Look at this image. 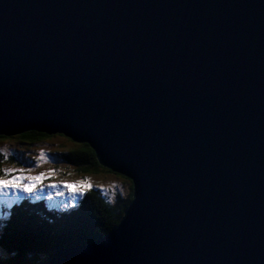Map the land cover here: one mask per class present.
<instances>
[{
  "label": "water",
  "instance_id": "95a60500",
  "mask_svg": "<svg viewBox=\"0 0 264 264\" xmlns=\"http://www.w3.org/2000/svg\"><path fill=\"white\" fill-rule=\"evenodd\" d=\"M31 130L133 183L56 264H264V0H0V134Z\"/></svg>",
  "mask_w": 264,
  "mask_h": 264
},
{
  "label": "trees",
  "instance_id": "16d2710c",
  "mask_svg": "<svg viewBox=\"0 0 264 264\" xmlns=\"http://www.w3.org/2000/svg\"><path fill=\"white\" fill-rule=\"evenodd\" d=\"M23 133L27 135H21ZM23 133L0 134V138L16 136L29 142H37L57 134L35 130ZM74 142L75 147L62 153L67 162L82 172L107 171L125 179L128 183L127 194L119 193L113 199L106 196L101 189L93 187L84 193L75 208L60 213L47 209L44 199L25 197L14 201L19 207L11 209V217L4 220V226L0 229V264H38V255L44 249L69 248L91 243L104 233H110L120 223L133 199L132 180L102 165L96 152L87 142ZM89 148L91 151L87 150ZM8 211L9 206H6L5 214L0 216H7Z\"/></svg>",
  "mask_w": 264,
  "mask_h": 264
},
{
  "label": "rangeland",
  "instance_id": "374dc122",
  "mask_svg": "<svg viewBox=\"0 0 264 264\" xmlns=\"http://www.w3.org/2000/svg\"><path fill=\"white\" fill-rule=\"evenodd\" d=\"M75 146L76 142H74L73 139L59 134H54L51 137L37 142H29L16 136L8 137L6 140L0 138V156L2 158L0 166L32 168L33 175L39 172H47L48 169H52V172L41 181L45 186L49 183L61 182V189L64 184H69L72 187H82L86 192L100 185L102 187L97 188L101 189V191L110 198H116L119 193L127 194L128 183L125 179L115 174H109L107 171H101L99 173L82 172L74 165L67 162L63 158L62 153ZM41 149L44 150L48 159L37 163L35 157L39 155ZM5 155H7V159L4 158ZM75 182H79V184L77 185ZM89 184L91 187H89ZM49 192H54V189L45 187L41 198L44 199L47 209H49V203H52L54 207L51 209H56V211L59 212L68 210L61 207V205L69 199L67 192H65L63 197L53 195L52 201L46 198ZM9 195L11 197V193ZM25 197L33 196L25 193L19 194V199ZM81 198L80 194L76 193V205ZM11 200L14 202L18 199L17 197H11ZM6 206H8V203L0 202V215L3 213L5 214L6 211L4 212V209ZM3 222L4 220L1 221L2 224Z\"/></svg>",
  "mask_w": 264,
  "mask_h": 264
},
{
  "label": "snow or ice",
  "instance_id": "6c2138e0",
  "mask_svg": "<svg viewBox=\"0 0 264 264\" xmlns=\"http://www.w3.org/2000/svg\"><path fill=\"white\" fill-rule=\"evenodd\" d=\"M59 134V133H57ZM21 135H27V133H23ZM43 135V133H40ZM6 140L7 137H4ZM91 151V149H87ZM7 159V155L4 157ZM48 157L43 149L40 150L39 155L35 157L37 163H40L44 160H47ZM52 169H48L47 172H39L38 174H32V168H24V167H6L0 166V202H6L9 206V211L7 216H0V221L8 219L11 217L12 212L11 209L13 207H19V204L12 202L11 197H17L19 199L20 193H25L35 197L37 200L41 199L44 193L45 187H50L54 189V192L47 193L46 198L49 201H52L53 195L63 197L65 192L68 193L69 199L64 202L61 207L63 209L75 208L76 207V193H79L81 197H83L85 193V189L79 186L72 187L69 184H64L61 189L60 183H49L47 186L41 183V181L50 173ZM77 185L79 182H75ZM89 187L91 185L89 184ZM97 187H102L97 185ZM11 193V197L10 194ZM49 209L54 207L52 203L48 205ZM3 224L0 223V229L3 228ZM109 233H104L102 237L108 236ZM51 249V248H50ZM31 257V254H29ZM2 261V258H0ZM38 264H56V261L50 256L49 249H44L38 255Z\"/></svg>",
  "mask_w": 264,
  "mask_h": 264
}]
</instances>
